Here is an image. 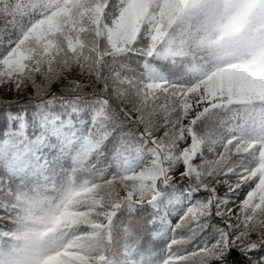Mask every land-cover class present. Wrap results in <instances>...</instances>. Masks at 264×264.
I'll list each match as a JSON object with an SVG mask.
<instances>
[{"label":"snow or ice","instance_id":"snow-or-ice-1","mask_svg":"<svg viewBox=\"0 0 264 264\" xmlns=\"http://www.w3.org/2000/svg\"><path fill=\"white\" fill-rule=\"evenodd\" d=\"M176 3V15L148 18L150 45L138 50L140 33L131 44L118 37L129 0L0 3V213L7 222L0 228L7 240L0 264H47L52 252L59 253L57 264H264V147L255 170L242 155L246 137L264 145V96L233 99L253 95L247 85L255 50L239 49L227 99L211 89L193 109L189 93L198 82L159 69L154 49L167 24L215 23L221 0ZM98 65L115 74L86 78L84 70ZM125 79L135 116L113 96V86L124 88ZM99 138L116 163L101 178L108 182L101 190L111 189L105 196L110 223L91 227L99 236L95 254L73 255L60 251L61 241L13 235L18 209L12 205L35 203L21 181L39 175L49 160L82 157ZM109 229L125 240L134 233L146 246L124 243L113 251Z\"/></svg>","mask_w":264,"mask_h":264},{"label":"trees","instance_id":"trees-1","mask_svg":"<svg viewBox=\"0 0 264 264\" xmlns=\"http://www.w3.org/2000/svg\"><path fill=\"white\" fill-rule=\"evenodd\" d=\"M3 2L5 0H0V3ZM6 2L13 6L16 4V0H6ZM241 2L244 4L242 9L237 7ZM227 11L232 15L234 21L238 19L236 23L241 21L240 32L230 30L223 35L219 43L210 47H202L193 40L186 51L174 57L163 58L160 55V53H163V50H161L154 61L157 67L163 71L173 73L185 83H199L201 78L192 71L193 67H200L207 72H214L229 64L237 63L238 61L234 58L239 54V49L249 46V48L255 50L256 61L260 71L264 74V7L260 5L259 0H228ZM191 23L189 20L182 23V29L186 35L190 30ZM255 25L262 28L254 30ZM242 33L244 34L243 38H241ZM242 40L245 43L241 42ZM92 70L93 75L90 79L94 80L99 74L101 80H103L104 75L111 69L107 65H98L96 69ZM128 72L132 73L131 69ZM136 75H139V73ZM114 98L117 103H121V99L119 100L116 96ZM121 106L127 108L124 102ZM246 139L248 138L246 137ZM102 143L103 138H99L97 146L92 150H88L78 159L73 158L76 155L73 153L62 158L58 163L49 160L45 172L47 180L29 176L21 181L23 184L22 192L27 193L35 203L31 206L26 203L12 205L18 209L17 215L13 217L17 221V227L13 235L26 240L30 235L41 234L43 241H46L50 232L59 231L62 236L60 241L64 245L61 250L72 249L74 252L83 250L85 253L95 254L99 245V236L98 234L93 237L89 236V229L93 223L103 221L100 212L109 205L105 196L111 191L109 188L101 190L102 186L108 183L101 179L104 170L99 168L95 162L90 163L91 157L102 156V152L97 151L98 145H102ZM247 153L250 152L242 153L246 159H248ZM254 156L257 159L259 158V156ZM3 177L4 174L0 172V178ZM83 181H88L94 185L93 194H77ZM17 196L22 198L21 193H17ZM3 197L4 193L0 192V203L3 202ZM96 201L101 202L97 211L88 213L84 217L65 218L55 224L50 219V215L58 213L63 206H68L70 211L80 212ZM6 223L3 213H0V228ZM65 237L68 239H64ZM105 238L110 241V247L113 251L122 250L124 243H128L132 249H135L137 245L142 248L146 246V242L134 233L127 234L125 240L109 229ZM6 243L7 240L0 237V245Z\"/></svg>","mask_w":264,"mask_h":264},{"label":"rangeland","instance_id":"rangeland-1","mask_svg":"<svg viewBox=\"0 0 264 264\" xmlns=\"http://www.w3.org/2000/svg\"><path fill=\"white\" fill-rule=\"evenodd\" d=\"M226 1L227 0H221V8L219 10V13L217 15V20L215 23H210L207 21H204L201 19L200 21H197L196 19L192 23L193 29L192 34L189 35L184 32L182 29V23L185 22V20L180 24H167L164 29V37H167V41L164 40V37H161L160 40L157 41V44L159 45L156 49H154L156 52H159V50H163V54H160L164 57L169 56H177L181 52L186 51L187 47L191 43V40H196L199 45L206 47V46H213L217 44L221 40L222 34H226L229 30L240 32V22L236 23V21L233 20V17L226 9ZM141 5H131L130 8H136L140 7ZM143 7H146L148 9H155V16L157 19H160L161 17H169L176 15V9L179 7V5L176 3V0H148L147 5H143ZM256 28L261 29V26L255 25L254 30ZM243 42V40L241 41ZM245 43V42H243ZM247 45V44H244ZM121 47V44L118 45ZM245 48H249V46H245ZM249 63L253 65L252 68V75L253 79L249 82L247 87L253 94L251 97L249 96H239V97H233V99H239V100H248L250 99H258L261 96H264V74L260 71L258 62L256 61V57L254 56L252 59H250ZM238 66V63H233L231 65L225 66L221 69H217L212 73H208L200 68H195L194 71L201 77L200 82L198 83L197 88L192 92L189 93V95L192 98V107L195 109L198 106L196 101L200 99L201 96H204L207 98L211 93V89H215V95L217 99L224 100L227 99L226 95H224V91L227 86V78L231 77L235 71V67ZM111 74L114 75L115 73L111 72L109 70L106 75ZM129 76H132L131 72H128ZM84 75L86 78H91L93 75L92 69H85ZM130 81L125 79V87L120 88L116 85L113 86V95L116 96L119 100L121 99L124 103H126L127 108L131 111L132 115H137L136 108L132 104V97L128 96L126 92V86ZM111 83V80L109 81ZM153 132L156 131V126H153ZM260 144V142L256 143H249L247 147L245 148V152L253 153L254 155L260 156V148L264 147V145L257 147ZM94 147H92L90 150H92ZM46 169L47 164L45 168L40 172L39 175H32L34 177H39L45 180L47 178L46 176ZM92 186L84 182L81 184L79 188V192H82L84 194H88L92 192ZM97 202L90 204L88 206V209L83 213H78L77 211H69L68 208L65 206L61 208V210L58 213H54L50 215L51 220H56V217H60L59 220H62L64 218H74V217H84V214L95 212L96 207L95 205ZM108 208L110 207V204L107 205ZM106 210V209H105ZM105 210L102 211V215L105 218ZM106 219V218H105ZM58 220V221H59ZM108 220V219H107ZM106 220V221H107ZM108 222V221H107ZM106 223V222H105ZM103 223V224H105ZM101 224V223H93V225ZM91 226V227H92ZM90 236H95L97 232L91 231L90 228ZM32 238H35L38 241H43V236L41 234H33L26 238V240H30ZM68 250H61V252H67ZM78 253L73 252V255H76ZM45 258L47 260V263L49 264H57L59 259V253H46Z\"/></svg>","mask_w":264,"mask_h":264},{"label":"clouds","instance_id":"clouds-1","mask_svg":"<svg viewBox=\"0 0 264 264\" xmlns=\"http://www.w3.org/2000/svg\"><path fill=\"white\" fill-rule=\"evenodd\" d=\"M148 0H129L130 5H141L140 7L136 8H128L126 12L121 14L118 24V37L122 41H126L127 43L131 44L133 41L137 40V34L140 33L139 41L137 43V50L146 44L150 45V41L145 39L149 31L153 28V23L149 21V17L155 13V9H148L143 7V5H147ZM154 18V17H153ZM115 23V21H114ZM141 29L143 31L141 32ZM157 35H161L159 32V27L157 25ZM113 37L109 36V43L112 42ZM115 45H113L114 47ZM121 47H124V44L121 43ZM253 138H248L247 143H251ZM99 152H102V156H93L90 159L91 162H95L96 165L103 169V176L105 173L110 171L112 167L115 165V160H112L111 157L108 155V149L104 148L102 145H98ZM264 150V149H261ZM249 160V167L252 170H255L257 167L260 166V162L254 156L253 153L248 154ZM111 177H109L110 179ZM60 219V217H56V220L53 222L54 224ZM62 236L59 231L50 232L46 241H56L59 242Z\"/></svg>","mask_w":264,"mask_h":264}]
</instances>
